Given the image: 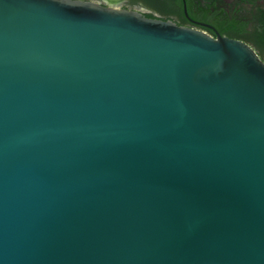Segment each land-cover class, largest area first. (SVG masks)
I'll list each match as a JSON object with an SVG mask.
<instances>
[{"label": "water", "instance_id": "water-1", "mask_svg": "<svg viewBox=\"0 0 264 264\" xmlns=\"http://www.w3.org/2000/svg\"><path fill=\"white\" fill-rule=\"evenodd\" d=\"M0 264H264V63L80 0H0Z\"/></svg>", "mask_w": 264, "mask_h": 264}, {"label": "flooded vegetation", "instance_id": "flooded-vegetation-1", "mask_svg": "<svg viewBox=\"0 0 264 264\" xmlns=\"http://www.w3.org/2000/svg\"><path fill=\"white\" fill-rule=\"evenodd\" d=\"M170 21L250 46L264 63V0H80Z\"/></svg>", "mask_w": 264, "mask_h": 264}]
</instances>
